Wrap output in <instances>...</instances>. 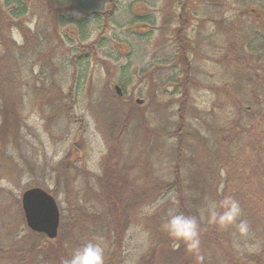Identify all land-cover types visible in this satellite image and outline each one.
I'll list each match as a JSON object with an SVG mask.
<instances>
[{"label":"rangeland","instance_id":"rangeland-1","mask_svg":"<svg viewBox=\"0 0 264 264\" xmlns=\"http://www.w3.org/2000/svg\"><path fill=\"white\" fill-rule=\"evenodd\" d=\"M146 1L155 6L141 0H122L123 9L114 23H108L104 30L97 32L100 25L95 21H89L88 28L83 31L74 24L59 26L58 14L73 18L82 14L70 8L59 10L56 0H22L27 11L19 17L12 14L14 7L0 0V40L5 35L17 46H22L26 35L33 34L38 25L43 29L47 24L55 33V47H60L46 54L53 59L54 66L61 67L76 50L98 40V35L105 40L90 58L88 69L82 68L83 80L72 82V69L68 74L57 67L48 69L49 78L57 83L68 80L63 88L65 93L73 90L77 93L71 122L60 117L56 104L53 107L51 102L39 103L28 110L23 129L18 132L3 129L0 116V194L3 195L0 196L5 203L0 208V217L22 233L28 230L21 195L34 187H41L53 195L61 213L58 238L48 240L45 237L44 252L34 264H53V260L56 264V260L69 258L86 241L97 236L103 237L106 244L105 264H150L155 244L163 239L165 230L159 219L163 216L160 210L163 205L176 201L174 192L161 194L154 203L148 204L147 207L155 208L152 214L146 213L145 208L141 210L142 202L132 204L135 211L132 210L124 234L122 227L114 229L112 222L113 230L109 232L103 228L106 220L99 225L90 220L91 215L100 214L108 204L102 205L93 192L101 191L96 180L105 178L107 167L115 165L114 159L113 175L119 171L118 161L123 166L131 162L132 165L147 152L153 165V175L149 178L162 183L173 179L175 138L168 133L174 131L178 123L181 93H176V82L177 79L183 82L181 76L173 80L179 73L176 58L173 60L176 48L173 35L180 25L178 16L183 1L171 17L170 1L174 0ZM188 6L191 17L188 35L194 51L190 58L193 80L186 131L195 138L188 139V150L198 152L199 159L195 162L199 164L192 172L189 169L193 166L188 163V170L182 175L185 192L190 195L205 188L207 191L208 184L221 180L217 176L218 166L210 162L208 155L211 158L212 153L217 152L223 160L224 145L233 139L228 169L223 170L222 175L220 171L219 175L225 179L227 171L231 172L230 178L236 175L244 183V189L264 198V0H190ZM142 13L156 16L154 35L145 43L132 34L148 29L149 25L130 24L131 14ZM87 30H91L92 37L84 40L81 32ZM60 41L61 46L56 44ZM1 46L0 57L3 54ZM126 66H130L129 71L123 70ZM40 71L39 64L33 65L32 70L27 66L23 71L25 79L17 82L18 89H15L19 93L27 88V95L19 98L14 91H9V96L15 102L30 100L27 97ZM128 78L130 83L123 86ZM160 80H165V85L159 89ZM115 86L123 92L119 96L122 104L117 102L116 105L106 97L115 91ZM0 110L3 111L1 107ZM126 114L129 124L121 139L123 146H116L115 123L118 116L123 118ZM78 119L82 120L84 128ZM123 151L124 159L119 156ZM70 153L73 157L66 161ZM134 170L117 175L124 177L126 182L141 183L139 172ZM107 177L104 183L108 181L110 188L114 187L118 177ZM236 187L234 181L231 191ZM130 197H122L121 201H129ZM15 215L19 221L13 217Z\"/></svg>","mask_w":264,"mask_h":264},{"label":"trees","instance_id":"trees-1","mask_svg":"<svg viewBox=\"0 0 264 264\" xmlns=\"http://www.w3.org/2000/svg\"><path fill=\"white\" fill-rule=\"evenodd\" d=\"M141 1L146 5L155 6V4L148 3L146 0ZM182 1V9L178 16V25H180L178 29L175 30V35H173L176 43L173 60L176 58L175 62L178 66L179 73L173 80L181 76L183 77V82L181 83L180 79H177L178 81L176 82V93H181L178 100V123L174 131L168 133V135L175 138L174 163L172 167L173 179L168 183H162L149 178V175H153L152 160L150 156L146 154L147 152H143L142 155L133 161L134 164L132 165V162L127 166H123L121 164L122 162H117V168L119 169V171L116 172L117 174L120 173L123 175L125 172H131L134 170L132 169L134 167L137 169L134 171H138L143 180L141 183H136L137 181L126 182L124 177H118L117 174L113 175V167L116 165V159H114L112 162H115V165L108 166L104 175L105 178L107 176H109V178L110 176L118 177L116 180L117 184L110 188V182L107 181L106 184L104 183L105 178H97L96 183L101 188V191L93 193H95L97 200L100 201L102 205L105 206L107 202L108 204L100 214L95 213L91 215L90 220L97 225L103 224V221L106 220L103 228H107L108 231L111 232L113 230V223L114 229L122 227V232L124 234V227L127 226L129 217L132 215V210H134L132 204L135 203L139 205L142 202V210L146 208L148 204L154 203L161 194L166 192H174L176 194V201L171 205H163L161 207L160 214L163 216L159 219L163 224L166 222L170 211L177 214L182 213L187 216H196L199 219L200 210L205 208L209 201L219 202L224 197H232L236 199L241 206V219L246 220L249 224L250 230L247 236H240L234 227L221 229L208 218H205L200 225L201 246L199 255L203 257V260H198L196 254L188 253L182 241H174L165 231L163 233V239H160V241L155 244L156 246L151 256L150 264H264V198L261 197L262 195L253 194L250 189H244L242 185L244 183H242L241 179H237L236 175H234V178H230L231 172L227 171V178L225 179L221 176L222 171L228 169L227 163L230 160L228 157L233 151V139L230 141L227 140L224 145L225 157L223 160L220 159L217 152L212 153L213 156L211 158L208 155L209 159H211L210 162L218 166L217 176L221 177V180L219 178L217 184L213 182L212 185L208 184L207 191L205 188L204 191L198 190V192H194L190 195L188 192L187 194L185 192L186 186L185 182H183L182 175L188 170V163L190 167L193 166V169L190 168L189 170L194 172V166L196 168L197 164H199V162H195L198 161L199 154L193 149L192 152L194 153L188 150V139L190 137V139H195L189 136L186 131L187 113L191 99L190 84L193 80L191 74L193 66L190 58L194 50L192 46L193 41L188 35V25L191 18L189 16L190 6H188L190 0ZM170 2L169 13L171 17V15L174 16L173 11H176L175 9L181 6V0ZM6 4L7 6L15 8L12 14L16 17L23 15L27 11V6L22 0H6ZM56 6L59 10L70 8L78 10L80 14H82V16L80 15V17L77 18H73L67 14H58L59 26L66 27L74 24L83 31L88 28L89 21H95L100 25V28L96 29L97 32L101 31V29L104 30V26L108 23H114L119 11L123 9L122 0H56ZM136 23L149 25V28L141 32L135 31L132 36H136L141 43L149 41L153 37L156 29V16L152 13L131 14V26ZM46 25L47 24L43 25V29L38 25L33 34H30V36L26 35L25 42L22 46H17L13 40H9V37L5 35L1 36L0 45H2L3 54L0 57V107L3 111L0 110V116L2 117L1 127H3V129L7 128L17 132L22 130L27 111L34 109L39 103L46 104V102L48 104L51 102L52 106L55 103L59 110L58 115H61L60 117L71 122L73 120L71 112L77 105V93L74 90L69 94L65 93L63 88L68 85L66 84L68 80L62 79L61 82L63 83H57L49 78L48 69L50 67L52 69L57 67L63 74H68L69 70L72 69V82H79L80 79H84L82 76V68L86 67V69H88L90 58L96 53L98 48L102 47L100 45L105 44L103 37L98 35V40H95L89 45L82 46L79 51L76 50L75 55H72L69 61H65L61 67L59 65L54 66L53 59L47 57L46 54L53 53L55 49L60 47H55L53 43L55 33H52ZM81 34L84 40H89L92 37L91 30L81 32ZM56 44L61 46L62 42L60 41ZM37 64L41 66V71L35 76L32 88L33 91L30 94L31 96L29 95V97H27L31 99L19 102L17 100L15 102V100L9 96L8 92H15V89H18L16 88L17 82L25 79L23 77V71L27 66L32 70L33 65ZM123 70L129 71L130 66H126ZM141 73H144V70ZM173 80L170 82H173ZM38 81L41 82L39 85L37 83ZM5 83L7 85L6 87H4ZM129 83L130 79L128 78L122 85L125 86ZM25 84L29 88V81H26ZM164 85L165 80H160L159 89ZM28 91L29 90L26 88V93L24 90H19V93L16 91L15 94L18 95L19 98H22L24 94L27 95ZM106 97L114 104L117 102L123 103L122 99L115 91L111 93V95H106ZM64 98L67 101H65ZM44 104L41 105L45 107ZM128 112L131 113L132 110L128 109ZM29 113L30 112H28V115ZM128 118V114L123 118L118 116L115 123L117 134L114 143L116 146H118L117 144L121 146V139L126 135L127 123L129 124ZM77 122L84 128L81 119H78ZM16 134L18 133H15V135ZM77 149L78 147L76 151H79ZM124 154L123 151L122 155L119 154V156L123 158L125 156ZM72 157L73 155L70 153L65 160L69 161ZM220 171L221 175H219ZM195 172L198 173L197 169ZM234 181L237 183V187L236 190L231 191ZM2 196H0V208L5 205V203L3 204L4 199ZM125 196H131L129 201H121L122 197ZM193 196L196 197L193 198ZM191 208H193L194 211L191 210ZM155 214V216L159 217L157 213ZM143 215V218H145L146 214ZM13 217L19 221L17 215ZM13 226L11 222L0 217V264H34L38 255L44 252L43 246L46 240L45 236L34 233L29 229L22 233L20 229H14ZM122 235L120 238L123 237ZM253 247L257 250L250 251L249 249ZM157 254L158 257L156 258ZM64 259H67V257ZM64 259L56 260V264H61Z\"/></svg>","mask_w":264,"mask_h":264},{"label":"clouds","instance_id":"clouds-1","mask_svg":"<svg viewBox=\"0 0 264 264\" xmlns=\"http://www.w3.org/2000/svg\"><path fill=\"white\" fill-rule=\"evenodd\" d=\"M144 211L152 214L155 208L146 207ZM241 216L242 209L239 202L232 197H224L219 202L209 201L206 207L200 210L199 219L196 216L170 211L162 227L174 241H182L188 253L196 254L198 260H203V257L199 255L201 222L208 218L221 229L234 227L240 236H247L250 230L249 224L241 219ZM105 250L106 244L103 237L97 236L86 241L69 258L62 260L61 264H105ZM249 250L257 249L253 247Z\"/></svg>","mask_w":264,"mask_h":264},{"label":"water","instance_id":"water-1","mask_svg":"<svg viewBox=\"0 0 264 264\" xmlns=\"http://www.w3.org/2000/svg\"><path fill=\"white\" fill-rule=\"evenodd\" d=\"M115 90L119 96L123 95L119 86H115ZM21 204L30 230L44 234L51 240L58 237L61 214L53 195L40 187L30 188L23 192Z\"/></svg>","mask_w":264,"mask_h":264}]
</instances>
